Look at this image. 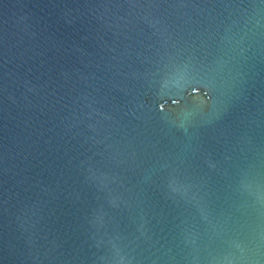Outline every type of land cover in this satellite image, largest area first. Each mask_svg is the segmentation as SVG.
Segmentation results:
<instances>
[{
  "label": "water",
  "instance_id": "water-1",
  "mask_svg": "<svg viewBox=\"0 0 264 264\" xmlns=\"http://www.w3.org/2000/svg\"><path fill=\"white\" fill-rule=\"evenodd\" d=\"M0 264H264V0H0Z\"/></svg>",
  "mask_w": 264,
  "mask_h": 264
}]
</instances>
